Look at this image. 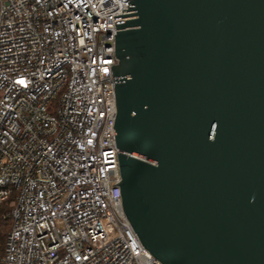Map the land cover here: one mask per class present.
<instances>
[{
  "label": "water",
  "instance_id": "water-1",
  "mask_svg": "<svg viewBox=\"0 0 264 264\" xmlns=\"http://www.w3.org/2000/svg\"><path fill=\"white\" fill-rule=\"evenodd\" d=\"M128 2L111 69L133 231L162 264H264V0Z\"/></svg>",
  "mask_w": 264,
  "mask_h": 264
},
{
  "label": "built area",
  "instance_id": "built-area-1",
  "mask_svg": "<svg viewBox=\"0 0 264 264\" xmlns=\"http://www.w3.org/2000/svg\"><path fill=\"white\" fill-rule=\"evenodd\" d=\"M128 1L0 0V264H162L119 187L111 66L132 15H113Z\"/></svg>",
  "mask_w": 264,
  "mask_h": 264
},
{
  "label": "trees",
  "instance_id": "trees-1",
  "mask_svg": "<svg viewBox=\"0 0 264 264\" xmlns=\"http://www.w3.org/2000/svg\"><path fill=\"white\" fill-rule=\"evenodd\" d=\"M10 210L8 201L0 204V248L4 245L5 236L10 229L11 219L7 215Z\"/></svg>",
  "mask_w": 264,
  "mask_h": 264
}]
</instances>
